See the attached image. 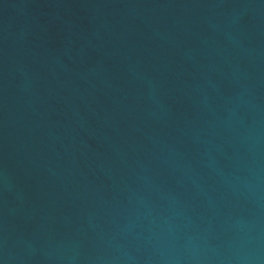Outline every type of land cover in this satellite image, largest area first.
I'll return each instance as SVG.
<instances>
[{
  "label": "water",
  "instance_id": "obj_1",
  "mask_svg": "<svg viewBox=\"0 0 264 264\" xmlns=\"http://www.w3.org/2000/svg\"><path fill=\"white\" fill-rule=\"evenodd\" d=\"M0 264H264V0H0Z\"/></svg>",
  "mask_w": 264,
  "mask_h": 264
}]
</instances>
